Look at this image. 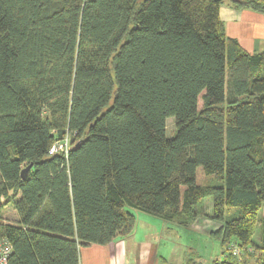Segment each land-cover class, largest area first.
<instances>
[{
    "label": "trees",
    "instance_id": "16d2710c",
    "mask_svg": "<svg viewBox=\"0 0 264 264\" xmlns=\"http://www.w3.org/2000/svg\"><path fill=\"white\" fill-rule=\"evenodd\" d=\"M227 1L264 13V0H0L9 264H81L83 247L132 235L127 207L183 227L206 215L221 225L212 264H264V52L227 35Z\"/></svg>",
    "mask_w": 264,
    "mask_h": 264
},
{
    "label": "crops",
    "instance_id": "0c3cea01",
    "mask_svg": "<svg viewBox=\"0 0 264 264\" xmlns=\"http://www.w3.org/2000/svg\"><path fill=\"white\" fill-rule=\"evenodd\" d=\"M220 17L225 25L227 35L236 39L245 51L250 54L264 52V13L256 12L245 7H238L234 2L227 1L220 8ZM168 223L165 222L162 227V230L166 233H170L173 230V224L168 225ZM220 226V224L211 220L209 217H205L198 218L191 228L206 235L212 234ZM154 231L152 232L148 229L149 236L143 239L139 238L135 241H128L129 237H127L116 240L108 245L91 244L83 247L80 253L81 264L206 263L203 261V255L198 253L195 247H190L182 243L172 244L167 241L169 240V236H161L163 232L161 233L159 228H155ZM255 234L253 242L258 244L260 237L256 240ZM192 256H194V259L191 258ZM221 259L222 256L217 259L215 258V260ZM210 261H214L213 256H209L207 263Z\"/></svg>",
    "mask_w": 264,
    "mask_h": 264
},
{
    "label": "rangeland",
    "instance_id": "374dc122",
    "mask_svg": "<svg viewBox=\"0 0 264 264\" xmlns=\"http://www.w3.org/2000/svg\"><path fill=\"white\" fill-rule=\"evenodd\" d=\"M202 106V100L201 96L199 97L198 101V107L201 108ZM176 135L175 132V123L173 118H169L166 121V136L168 138H173ZM196 177H197V183L200 185H217V181L215 182V178L213 176H207L204 174L203 169L201 167H198L196 170ZM203 209L202 212L204 214H211L212 213V207H213V201L211 198H207L203 202ZM10 208H7L5 212L2 214V219L5 218L8 222H14L15 218L17 219V215L15 214L13 207L10 205ZM127 210L131 212L135 218H136V227L134 230V233L129 236L128 241H135L137 239H143L146 236H149L150 234L148 233V229L152 232H155V228H159L161 233V236H169L167 241H169L172 244L175 243H182L185 245H188L190 247H195L196 251L200 254L203 255V261L206 262L205 264H211L212 261L207 263V260L209 256H213L214 260L215 258L217 259L218 257H221L222 253V247L220 244V241L215 239L212 234H206L204 235L203 233L193 230L191 227H183L179 226L178 224L175 223H168V225L173 224V230L170 233H166L165 231L162 230V227L164 226V221L161 220L160 218H157L156 216H153L151 214L135 210L132 208L127 207ZM206 215H201L199 218H205ZM264 217V204L263 207L260 211V218ZM1 219V220H2ZM195 223V222H194ZM257 232L255 234L256 240L260 237V228L259 226L257 227ZM257 235V236H256ZM132 237V238H130ZM192 256L191 258H193ZM129 260L131 262L130 256Z\"/></svg>",
    "mask_w": 264,
    "mask_h": 264
},
{
    "label": "built area",
    "instance_id": "2783aa9c",
    "mask_svg": "<svg viewBox=\"0 0 264 264\" xmlns=\"http://www.w3.org/2000/svg\"><path fill=\"white\" fill-rule=\"evenodd\" d=\"M58 151H63L66 154L68 153V142L65 140V142L61 144L54 145L51 150L50 154H54ZM11 244L7 240H3L0 242V264H9V256L11 254ZM228 250L233 253V255H240V249L235 243H231L228 246Z\"/></svg>",
    "mask_w": 264,
    "mask_h": 264
},
{
    "label": "water",
    "instance_id": "95a60500",
    "mask_svg": "<svg viewBox=\"0 0 264 264\" xmlns=\"http://www.w3.org/2000/svg\"><path fill=\"white\" fill-rule=\"evenodd\" d=\"M29 169H30V167H27V168H25V169L22 171V178H24V179L27 178Z\"/></svg>",
    "mask_w": 264,
    "mask_h": 264
}]
</instances>
